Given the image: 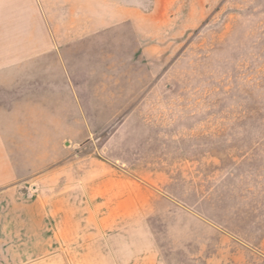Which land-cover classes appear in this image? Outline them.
I'll return each mask as SVG.
<instances>
[{
  "label": "rangeland",
  "instance_id": "1",
  "mask_svg": "<svg viewBox=\"0 0 264 264\" xmlns=\"http://www.w3.org/2000/svg\"><path fill=\"white\" fill-rule=\"evenodd\" d=\"M138 14L137 50L123 42L104 74L115 112L89 115L73 168L100 184L70 197L62 226L0 224V264L150 250L153 264H264V0H138Z\"/></svg>",
  "mask_w": 264,
  "mask_h": 264
},
{
  "label": "crops",
  "instance_id": "2",
  "mask_svg": "<svg viewBox=\"0 0 264 264\" xmlns=\"http://www.w3.org/2000/svg\"><path fill=\"white\" fill-rule=\"evenodd\" d=\"M138 17V0H0V224L62 226L70 197L85 205L100 184L73 168L85 163L86 131L99 128L89 115L115 112L104 74L123 42L137 50ZM140 256L129 262H155L152 250Z\"/></svg>",
  "mask_w": 264,
  "mask_h": 264
}]
</instances>
